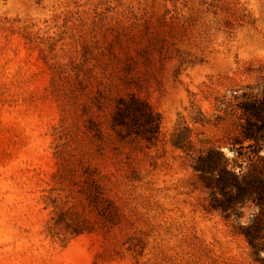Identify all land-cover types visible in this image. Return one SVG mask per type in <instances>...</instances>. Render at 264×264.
<instances>
[{
  "label": "rangeland",
  "instance_id": "374dc122",
  "mask_svg": "<svg viewBox=\"0 0 264 264\" xmlns=\"http://www.w3.org/2000/svg\"><path fill=\"white\" fill-rule=\"evenodd\" d=\"M256 100L264 0H0V264H264L193 170Z\"/></svg>",
  "mask_w": 264,
  "mask_h": 264
},
{
  "label": "trees",
  "instance_id": "16d2710c",
  "mask_svg": "<svg viewBox=\"0 0 264 264\" xmlns=\"http://www.w3.org/2000/svg\"><path fill=\"white\" fill-rule=\"evenodd\" d=\"M123 110L117 113L120 118ZM245 114V125L241 126V134L243 142L250 143L249 161L251 163V171L243 175L237 181L231 173H227L223 169H218L220 164V153L208 152L206 156L199 155L194 160L193 170L199 175L205 176V188L210 192L209 209L214 211L219 209L227 219L226 210L231 208L233 204L244 199H249L252 203L260 208V212L251 221L252 225L260 224L264 221V157H259L258 152L262 149L260 143L264 142V107L262 103L257 101L243 109ZM243 149L242 144L239 147ZM213 156L215 158H213ZM217 170L218 176L210 178L208 175ZM219 193L225 200L217 201L214 197L215 193ZM244 237L252 248H255L257 237L250 235L247 231Z\"/></svg>",
  "mask_w": 264,
  "mask_h": 264
},
{
  "label": "clouds",
  "instance_id": "9594fccd",
  "mask_svg": "<svg viewBox=\"0 0 264 264\" xmlns=\"http://www.w3.org/2000/svg\"><path fill=\"white\" fill-rule=\"evenodd\" d=\"M229 155H232L229 153ZM261 155H264V150L261 151ZM239 174V173H237ZM260 212V208L252 203L249 199H244L240 202L233 204L231 208L226 210L227 221L234 222L240 228H247L253 218ZM215 219L221 221L223 224L225 219L219 209L214 210ZM262 259H264V252L259 253Z\"/></svg>",
  "mask_w": 264,
  "mask_h": 264
}]
</instances>
